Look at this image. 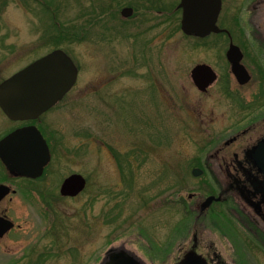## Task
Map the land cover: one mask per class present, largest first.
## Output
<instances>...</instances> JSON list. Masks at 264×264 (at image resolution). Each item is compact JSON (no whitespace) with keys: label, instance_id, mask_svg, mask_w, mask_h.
<instances>
[{"label":"rangeland","instance_id":"obj_1","mask_svg":"<svg viewBox=\"0 0 264 264\" xmlns=\"http://www.w3.org/2000/svg\"><path fill=\"white\" fill-rule=\"evenodd\" d=\"M179 1L0 0V81L57 48L81 69L76 88L49 113L61 138L45 175L31 181L0 167V181L17 189L1 204L17 226L0 240V264H100L123 244L145 260L170 253V263L192 240L183 230L202 227L189 195L215 191L208 169L196 176L193 168L227 136L210 133L227 126L231 106L193 83L208 50L182 30ZM125 6L136 15L122 16ZM55 20L71 29L60 44ZM72 172L87 187L62 197ZM215 208L223 214L209 236L223 250L229 217Z\"/></svg>","mask_w":264,"mask_h":264},{"label":"flooded vegetation","instance_id":"obj_2","mask_svg":"<svg viewBox=\"0 0 264 264\" xmlns=\"http://www.w3.org/2000/svg\"><path fill=\"white\" fill-rule=\"evenodd\" d=\"M181 2L176 9L181 12L182 21L184 8L180 6ZM198 2L206 5L204 10L208 16L217 6L220 9L214 22L215 30L204 36L191 34L195 47L208 50L207 56L201 57L196 65L210 66L207 73L210 83L202 88L192 72L191 77L198 90L205 93L219 91L231 106L226 117L227 126L210 133L227 136L214 141L210 147L212 151L206 155L203 163L205 166L201 168L203 173L205 169L211 173L212 180L208 182V187L215 192H209L205 197L197 193L189 195L190 199L194 198L189 212L197 213V220L203 221L202 227L183 230L192 234V240L180 243L179 253L170 263V253L161 252L158 260H145L123 244L110 247L100 264H264V149L261 148L264 144V0H195L196 5ZM133 15H136L134 7L130 16ZM75 63L79 70L75 84L57 104L38 117L13 119L0 105V140L17 129L34 126L46 139L51 152V161L40 177L8 173L10 177L39 180L54 161L55 140L60 139L61 135L55 134L54 123L58 117L49 113L54 112L78 85L81 69ZM0 167L7 170L1 157ZM69 175L62 179L60 189ZM16 192L17 189L12 187L11 192L0 200V216L14 223L15 220L1 204L8 196L12 199L11 194ZM209 196L214 198L207 205ZM216 204L229 217L220 230L223 232L220 240L224 251L215 244L214 237L209 236L214 235L216 230L213 219L223 214V211L215 208ZM206 221L207 227L204 224ZM16 226L15 223L13 228L0 236V240Z\"/></svg>","mask_w":264,"mask_h":264},{"label":"water","instance_id":"obj_3","mask_svg":"<svg viewBox=\"0 0 264 264\" xmlns=\"http://www.w3.org/2000/svg\"><path fill=\"white\" fill-rule=\"evenodd\" d=\"M180 6L184 8L182 29L185 33L204 36L217 28L214 22L220 7L208 16L203 2L196 5L195 0H182ZM121 12L128 17L132 15L133 7L126 6ZM210 69L208 64H198L192 70L193 78L202 88L210 83L207 75ZM78 71L75 61L64 49H54L0 83V105L13 119L36 118L65 96L75 84ZM261 148L264 149V144ZM0 157L11 174L37 178L43 175L51 161V152L40 130L31 126L17 129L1 139ZM202 173L200 167L193 168L194 175ZM86 186L85 175L76 172L65 178L60 190L62 195L75 196ZM11 189L9 184L0 183V200ZM213 198L209 196L206 204L209 205ZM14 226L11 219L0 216V236Z\"/></svg>","mask_w":264,"mask_h":264},{"label":"trees","instance_id":"obj_4","mask_svg":"<svg viewBox=\"0 0 264 264\" xmlns=\"http://www.w3.org/2000/svg\"><path fill=\"white\" fill-rule=\"evenodd\" d=\"M55 22L57 25L55 24ZM53 25H54L55 29L58 30L56 35L54 34V40L56 41V44L57 43L60 44L61 40H64V39L66 40V39L71 38V36H70V34H71L70 30L71 29L70 28L67 29V27L63 23L59 22L58 20H55L53 22Z\"/></svg>","mask_w":264,"mask_h":264}]
</instances>
